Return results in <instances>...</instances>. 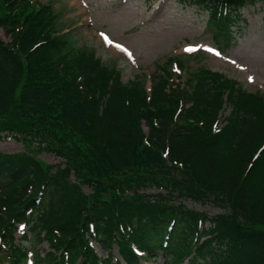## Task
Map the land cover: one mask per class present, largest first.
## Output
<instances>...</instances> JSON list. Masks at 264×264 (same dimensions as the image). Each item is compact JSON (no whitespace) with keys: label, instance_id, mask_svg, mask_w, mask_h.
I'll return each mask as SVG.
<instances>
[{"label":"trees","instance_id":"16d2710c","mask_svg":"<svg viewBox=\"0 0 264 264\" xmlns=\"http://www.w3.org/2000/svg\"><path fill=\"white\" fill-rule=\"evenodd\" d=\"M234 1L197 0L215 9L214 21ZM55 22L49 5L0 0V27L10 36L0 38V133L28 142L0 152L8 262L26 260L23 241H45L35 263L80 256L78 264H109L92 239L107 257L115 246L125 264L157 256L165 264H264V98L204 68L187 92L155 75L149 94L124 87L93 54L63 52ZM224 96L229 115L219 127ZM38 152L61 161L44 164ZM18 223L28 232L14 242Z\"/></svg>","mask_w":264,"mask_h":264},{"label":"rangeland","instance_id":"374dc122","mask_svg":"<svg viewBox=\"0 0 264 264\" xmlns=\"http://www.w3.org/2000/svg\"><path fill=\"white\" fill-rule=\"evenodd\" d=\"M187 1V2H185ZM33 9L49 4L54 20L52 30L66 42L63 52L69 50L75 54L84 52L98 58L99 64L117 72L116 78L124 87L137 85L139 90L149 94L152 75L166 79L175 90H189L194 74L200 69H209L221 73L234 81L235 87L260 94L264 98V3L260 0L244 3L235 0L230 12L237 8L241 16L231 25L234 39L224 44L221 36L213 40L214 27L207 21L214 15L215 9L207 11L204 7L189 3L188 0H29ZM238 11V12H239ZM103 34V35H102ZM0 36L9 39L0 28ZM111 41V43H109ZM203 43L218 46L223 55L209 51ZM119 46V47H118ZM250 76H253L251 80ZM167 88L169 86L166 85ZM226 95V94H225ZM104 100V99H103ZM226 96L219 111L218 126L224 125L229 115ZM103 105V101H102ZM142 130L147 128L142 125ZM3 134V135H2ZM28 142L0 133V152L23 151ZM257 155V154H256ZM44 164H55L60 158L53 154H36ZM88 192L90 189L83 186ZM143 190V189H140ZM160 191L152 187L146 191ZM188 207L214 215L219 208L210 202L185 200ZM22 224L15 229L13 238L23 240ZM28 232V228H27ZM29 234V233H28ZM93 250H97L101 261L115 264L121 262L115 246L111 247L110 257L107 249L97 247L91 240ZM38 250L44 254L45 241L33 245L23 241V246ZM7 244L0 240V264L8 262ZM80 256L74 264L80 263ZM34 257L28 254L22 264H36ZM135 264H165L157 259ZM185 264V262L183 263Z\"/></svg>","mask_w":264,"mask_h":264},{"label":"snow or ice","instance_id":"6c2138e0","mask_svg":"<svg viewBox=\"0 0 264 264\" xmlns=\"http://www.w3.org/2000/svg\"><path fill=\"white\" fill-rule=\"evenodd\" d=\"M103 35V34H102ZM109 43H111V41H109ZM119 47V46H118ZM209 51H214L213 49L209 48Z\"/></svg>","mask_w":264,"mask_h":264}]
</instances>
